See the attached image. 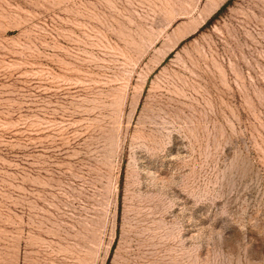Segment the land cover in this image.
I'll return each mask as SVG.
<instances>
[{"label":"rangeland","instance_id":"374dc122","mask_svg":"<svg viewBox=\"0 0 264 264\" xmlns=\"http://www.w3.org/2000/svg\"><path fill=\"white\" fill-rule=\"evenodd\" d=\"M0 264H264V0H0Z\"/></svg>","mask_w":264,"mask_h":264},{"label":"trees","instance_id":"16d2710c","mask_svg":"<svg viewBox=\"0 0 264 264\" xmlns=\"http://www.w3.org/2000/svg\"><path fill=\"white\" fill-rule=\"evenodd\" d=\"M227 6H228V4L224 5V6L221 8V10H220L216 15H218L221 11H223Z\"/></svg>","mask_w":264,"mask_h":264}]
</instances>
